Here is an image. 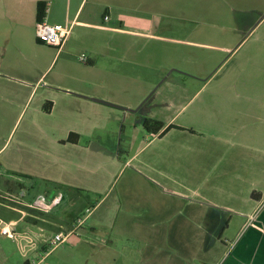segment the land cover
Returning a JSON list of instances; mask_svg holds the SVG:
<instances>
[{"label": "crops", "instance_id": "1", "mask_svg": "<svg viewBox=\"0 0 264 264\" xmlns=\"http://www.w3.org/2000/svg\"><path fill=\"white\" fill-rule=\"evenodd\" d=\"M225 1L235 47L196 40L183 0H0V217L20 264H264V0ZM38 3L70 29L60 48L36 40ZM56 189V215L29 207ZM58 231L72 256L46 251Z\"/></svg>", "mask_w": 264, "mask_h": 264}, {"label": "rangeland", "instance_id": "2", "mask_svg": "<svg viewBox=\"0 0 264 264\" xmlns=\"http://www.w3.org/2000/svg\"><path fill=\"white\" fill-rule=\"evenodd\" d=\"M196 2H199V14L198 15L196 14V9H195L196 7H194L195 15L193 14V10H192L193 9L192 5L194 3L196 5ZM183 5H184V16H183L184 21L182 24L186 28V30L189 27L190 28L195 27V29H198L199 33L198 35L195 36L196 40L205 42L207 44L216 45V46H228L230 44H233V47H235L238 42L242 41L244 34L234 33L232 32V29L230 27L232 23L231 16L233 13L231 11L229 12L230 6L227 4V1L225 0H183ZM260 19L261 18L257 19L256 22H254L252 26L254 25L256 26L258 25V23L260 24L261 23V21H259ZM249 26H250V23L247 22L245 23V26L243 27L245 28ZM81 53H84V52H81ZM229 53L230 51L226 53L216 52V57H217L216 67L222 64L224 65L225 60L230 58ZM207 56L208 55L205 49H201L200 51L201 59L203 60L204 58H208ZM108 136L109 135H107L106 133V137H103V141H104L103 146L107 148L109 147V144H110L109 141L112 140ZM120 147L125 148L123 147V145ZM48 185H50V183ZM62 188L65 189L64 187ZM83 199L84 200L90 199L91 201H93L92 203H95L96 200H98L97 195L95 194H91V195L87 194L86 196L84 195ZM92 205L93 204L90 205L91 208H92ZM102 208L103 206L100 208L94 209L95 218L99 216V213L102 211ZM93 219L94 217H90L88 220L85 221V225H87L88 223H92ZM15 241L16 239H10V238H7L6 236L0 235V264H20L21 263L22 257L16 247ZM66 247L67 246L65 245H59V247L52 253V255L53 256L59 255L62 251L63 253H70V255L72 256L74 254V251ZM64 259L65 257L62 255L58 264H65L64 262H62ZM48 262L49 261L46 260L43 264H47ZM90 264H93V263H90Z\"/></svg>", "mask_w": 264, "mask_h": 264}, {"label": "built area", "instance_id": "3", "mask_svg": "<svg viewBox=\"0 0 264 264\" xmlns=\"http://www.w3.org/2000/svg\"><path fill=\"white\" fill-rule=\"evenodd\" d=\"M104 20H108V15L103 16ZM69 27L62 26L58 23H48L44 18L38 20L35 24L36 40L44 45L60 48L67 37L69 36ZM82 62L87 61V56L81 53L78 56ZM63 193L61 190H54L51 195L39 194L29 204V207L37 209L41 212L56 215L58 213L59 204L62 200ZM91 212L90 208L84 210V217ZM84 218H78L77 222L80 224ZM15 224L6 222L0 217V235L6 236L10 239H16L18 233L13 229ZM68 232L58 231L52 234L46 245V251L62 244L68 236Z\"/></svg>", "mask_w": 264, "mask_h": 264}, {"label": "trees", "instance_id": "4", "mask_svg": "<svg viewBox=\"0 0 264 264\" xmlns=\"http://www.w3.org/2000/svg\"><path fill=\"white\" fill-rule=\"evenodd\" d=\"M44 10L45 7L42 3H38L37 4V9H36V19L41 20L44 17ZM159 125V123L151 121V120H145L143 123V126L146 130L148 131H155V127ZM252 197H255V195L252 194Z\"/></svg>", "mask_w": 264, "mask_h": 264}]
</instances>
